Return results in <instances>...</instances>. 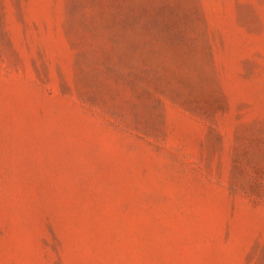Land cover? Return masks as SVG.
<instances>
[{"label": "rangeland", "instance_id": "rangeland-1", "mask_svg": "<svg viewBox=\"0 0 264 264\" xmlns=\"http://www.w3.org/2000/svg\"><path fill=\"white\" fill-rule=\"evenodd\" d=\"M0 264H264V0H0Z\"/></svg>", "mask_w": 264, "mask_h": 264}]
</instances>
